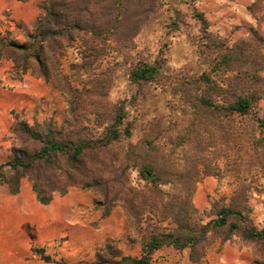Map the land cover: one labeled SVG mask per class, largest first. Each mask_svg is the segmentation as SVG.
<instances>
[{
    "label": "trees",
    "instance_id": "trees-1",
    "mask_svg": "<svg viewBox=\"0 0 264 264\" xmlns=\"http://www.w3.org/2000/svg\"><path fill=\"white\" fill-rule=\"evenodd\" d=\"M159 2L46 0L35 29L26 34L24 43L0 40V60L11 61L22 74L30 72L32 77L51 83L66 96L68 106V117L61 126L51 119L32 125L24 120L15 123L10 159L0 163V183H7L16 191L20 180L26 178L42 204H48L55 193L63 195L71 187L91 189L102 197V202L95 204L103 208L104 217L114 205L121 204L134 222L139 210L148 208L162 219L171 218L175 225L151 230L142 242L139 256H121L106 243L102 251L95 253L93 262L83 264H150L153 254L165 246L177 251L189 249V261L199 264L205 259L211 236H219L225 242L232 235L245 243L260 245L262 249L251 264H264V227L258 228L250 217L246 205L249 189L245 186L235 189L227 205H212L214 217L210 221L192 223L193 188L181 185L174 196L162 193L159 186L169 183L166 177L172 173L161 166L156 156L158 150L150 142L129 144L120 163L109 159L113 145L132 136L123 106L108 101L98 106L95 102V95L103 94L106 98L109 75H94L91 87L82 92L71 87L61 75L60 57L75 41L82 47L80 68L94 69L109 49L131 45ZM198 18L205 30L207 23L202 14ZM262 45V39L255 34L253 40H241L230 48L220 45L210 70L198 76V94L190 101L192 110L198 109L201 116L223 113L232 118H250L263 128L264 119L258 117L255 109L264 95ZM159 70L157 64L139 63L130 69L129 80L135 85L152 82ZM212 74L220 79H213ZM226 75L231 76L223 79ZM89 121L95 122L93 128L89 127ZM207 122L200 118L198 130L207 129ZM230 135L233 136V131ZM251 145L264 177L262 130L258 135L252 134ZM129 168L136 169L140 178L150 184L146 191L139 192L128 185ZM209 174L204 171V176ZM33 251L45 262L66 264L61 259H51L42 248Z\"/></svg>",
    "mask_w": 264,
    "mask_h": 264
},
{
    "label": "rangeland",
    "instance_id": "rangeland-1",
    "mask_svg": "<svg viewBox=\"0 0 264 264\" xmlns=\"http://www.w3.org/2000/svg\"><path fill=\"white\" fill-rule=\"evenodd\" d=\"M14 1L18 0H0V40L24 43L26 34L35 29L46 0L27 1V9L32 13V22L28 25L12 17ZM198 14H202L207 23L205 30ZM254 34L262 39L264 50V0H160L131 45L109 49L94 69L80 68L82 47L78 41L59 60L61 75L67 78L71 87L81 92L91 87L94 75H109L106 98L103 94L95 95V102L98 106L104 101L123 106L125 121L130 124L132 134L131 138L113 145L109 159L120 163L129 144L150 142L155 151L158 150L156 156L161 166L172 173L166 177L169 183L159 186L162 193L174 196L182 186L193 188L191 203L195 212L192 223H206L213 219L212 205H227L234 190L245 186L249 189L246 205L251 211L250 217L258 228L264 227L257 224L254 217L260 208H264V177L251 145L252 134L258 135L260 130L264 134V127H258V123L250 118H232L223 113L201 116L198 109L193 111L190 106V101L198 94V76L210 70V63L217 57L220 45L230 48L241 40H253ZM8 62L12 65L11 72L21 76L20 70ZM139 63L160 67L152 82L140 85L130 82V69ZM212 78L220 79L215 74ZM53 89L57 94L54 110L40 115L41 106L28 109V120L24 121L29 125L51 119L56 126H61L67 119L66 96ZM255 109L258 117L264 119V95ZM87 118L92 120V117ZM200 118L208 121L207 129L198 130ZM88 123L89 127L95 126V122ZM232 131L233 136L230 135ZM9 159L10 156L2 157L0 163ZM204 171L210 174L204 176ZM127 177L128 185L139 192L150 187L134 168L127 170ZM69 189L76 193L75 196H80L79 200H84L79 202L82 206L86 207L89 202L92 227L98 229V222L103 221L107 227V238L102 245L77 264L93 262L95 253L102 251L106 243L121 256H139L142 242L151 230L175 226L171 218L162 219L148 208L140 209L138 220L134 222L121 204L114 205L104 217L103 208L95 204L102 202L98 192L80 187ZM227 241L251 256L250 264L262 249L260 245L241 241L236 235ZM222 244L219 236H211L205 259L199 264H210L209 259L215 257ZM188 253L189 249L177 251L165 246L153 254V261L155 264L163 262L173 255H178L180 262L184 257L189 261ZM184 264H187L186 260Z\"/></svg>",
    "mask_w": 264,
    "mask_h": 264
},
{
    "label": "crops",
    "instance_id": "crops-1",
    "mask_svg": "<svg viewBox=\"0 0 264 264\" xmlns=\"http://www.w3.org/2000/svg\"><path fill=\"white\" fill-rule=\"evenodd\" d=\"M26 4L14 1L11 8L12 17L24 25L32 22ZM11 70L10 62L0 60V158L10 156L12 129L18 120H28V109L39 105L43 111L38 113L45 115L56 104L57 94L50 84L30 73L17 76ZM75 195L69 189L63 195L54 194L48 204H42L28 179H21L16 191L7 183H0V264H55L42 260L34 248H42L45 255L66 264H77L86 254L94 253L107 238L106 221L98 222V229L93 228L89 202L82 206L79 202L84 200ZM254 217L257 224L264 226V208ZM185 260L191 264L185 257L180 262L178 255L156 264H184ZM209 261L210 264H250L251 256L227 241Z\"/></svg>",
    "mask_w": 264,
    "mask_h": 264
}]
</instances>
